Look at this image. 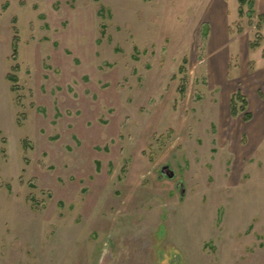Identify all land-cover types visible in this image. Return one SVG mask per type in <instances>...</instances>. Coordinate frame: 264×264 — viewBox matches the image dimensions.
Segmentation results:
<instances>
[{
	"label": "rangeland",
	"instance_id": "obj_1",
	"mask_svg": "<svg viewBox=\"0 0 264 264\" xmlns=\"http://www.w3.org/2000/svg\"><path fill=\"white\" fill-rule=\"evenodd\" d=\"M240 8L0 0V264H264V22Z\"/></svg>",
	"mask_w": 264,
	"mask_h": 264
},
{
	"label": "trees",
	"instance_id": "obj_2",
	"mask_svg": "<svg viewBox=\"0 0 264 264\" xmlns=\"http://www.w3.org/2000/svg\"><path fill=\"white\" fill-rule=\"evenodd\" d=\"M239 3L241 5V8H240V12L242 13L243 9L242 7L245 6V5H248V13L247 15L249 17H254L255 13H254V5H255V0H239ZM260 18V21L261 22H264V15H260L259 16ZM18 41V40H17ZM258 47V44L256 43H253L252 44V48H256ZM10 80L14 83V90H18V86L17 85V82H18V79L16 76L14 75H10ZM242 102L243 106H242V111L245 112L247 110V107H248V100L246 98V96H244L242 93H236L233 95L232 99H231V115L232 117H237L241 111L237 109V104L238 102ZM253 117L252 113L250 112H245V115H244V119L249 121L251 120Z\"/></svg>",
	"mask_w": 264,
	"mask_h": 264
},
{
	"label": "crops",
	"instance_id": "obj_3",
	"mask_svg": "<svg viewBox=\"0 0 264 264\" xmlns=\"http://www.w3.org/2000/svg\"><path fill=\"white\" fill-rule=\"evenodd\" d=\"M256 2V6L258 7V9L260 10L261 14L264 15V0H255ZM219 4V3H218ZM235 4V3H234ZM221 5V4H220ZM228 14H230V12L228 11ZM223 16V15H222ZM229 17V15H228ZM236 21V20H235ZM223 23H224V16H223ZM232 116V115H231ZM253 118V117H252Z\"/></svg>",
	"mask_w": 264,
	"mask_h": 264
},
{
	"label": "water",
	"instance_id": "obj_4",
	"mask_svg": "<svg viewBox=\"0 0 264 264\" xmlns=\"http://www.w3.org/2000/svg\"><path fill=\"white\" fill-rule=\"evenodd\" d=\"M170 167L169 166H165L163 169H162V172L165 173L168 177L170 178H174L175 176V172L172 171V170H169L168 172H166L167 169H169Z\"/></svg>",
	"mask_w": 264,
	"mask_h": 264
}]
</instances>
